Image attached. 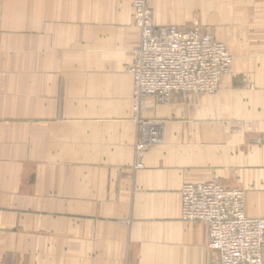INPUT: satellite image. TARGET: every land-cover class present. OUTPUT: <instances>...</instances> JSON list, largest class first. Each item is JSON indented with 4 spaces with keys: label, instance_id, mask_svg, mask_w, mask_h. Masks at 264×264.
Listing matches in <instances>:
<instances>
[{
    "label": "crops",
    "instance_id": "crops-1",
    "mask_svg": "<svg viewBox=\"0 0 264 264\" xmlns=\"http://www.w3.org/2000/svg\"><path fill=\"white\" fill-rule=\"evenodd\" d=\"M133 1L0 0V264H219L181 217L186 181L243 189L264 217V0L149 1L232 64L213 93L147 98L163 139L141 168Z\"/></svg>",
    "mask_w": 264,
    "mask_h": 264
},
{
    "label": "built area",
    "instance_id": "built-area-1",
    "mask_svg": "<svg viewBox=\"0 0 264 264\" xmlns=\"http://www.w3.org/2000/svg\"><path fill=\"white\" fill-rule=\"evenodd\" d=\"M149 1H133V21L140 31L129 67L133 93H137L133 101L135 155L161 141L157 123L161 121L152 119L140 126L145 120L139 116L145 97L165 100L173 93L214 92L232 61L224 43L196 26L157 24ZM180 195L182 219L207 225L209 247L218 253L219 264H264V217L244 213L243 189L213 179L186 181Z\"/></svg>",
    "mask_w": 264,
    "mask_h": 264
},
{
    "label": "rangeland",
    "instance_id": "rangeland-1",
    "mask_svg": "<svg viewBox=\"0 0 264 264\" xmlns=\"http://www.w3.org/2000/svg\"><path fill=\"white\" fill-rule=\"evenodd\" d=\"M226 46V45H225ZM226 48H227V46H226ZM228 49V48H227ZM231 56V55H230ZM231 59H232V57H231ZM231 64H232V61H231ZM230 67H231V65H230ZM230 67H229V69H228V72H229V70H230ZM227 72V73H228ZM226 73V74H227ZM224 76V75H223ZM222 76V77H223ZM222 79V78H221ZM234 80V79H233ZM221 82V81H220ZM218 89V88H217ZM215 92V91H214ZM203 93H208V92H203ZM211 93H213V92H211ZM208 94H210V93H208ZM172 95V94H171ZM170 95V96H171ZM169 96V97H170ZM147 98H154V97H145L144 98V103L146 102V100H147ZM155 99V98H154ZM134 111H133V105H132V114H131V119H132V121H133V119H134ZM139 116L140 117H142V118H145V120H142V122H141V124H140V126H142L146 121H149V120H152V119H154V120H158V121H160L161 119H159V118H157V117H154V116H149V115H146L145 113H144V105H143V107L142 108H140V110H139ZM134 122V121H133ZM135 123V122H134ZM136 124V123H135ZM136 126H137V124H136ZM139 126V127H140ZM138 127V128H139ZM137 128V129H138ZM136 137H137V134H136ZM163 138H161V140H162ZM135 140H136V138H135ZM135 142V141H134ZM159 144H161V141L159 142V143H152L149 147H148V149L151 147V146H153V145H159ZM148 149H146V150H148ZM145 150V151H146ZM145 151L144 152H141V153H139L138 155H135V152H134V159H135V164H134V167L135 168H141L142 167V163H141V161H142V157H143V154L145 153Z\"/></svg>",
    "mask_w": 264,
    "mask_h": 264
},
{
    "label": "bare ground",
    "instance_id": "bare-ground-1",
    "mask_svg": "<svg viewBox=\"0 0 264 264\" xmlns=\"http://www.w3.org/2000/svg\"><path fill=\"white\" fill-rule=\"evenodd\" d=\"M133 10H134V8H133ZM132 63V62H131ZM131 65V64H130ZM130 67V66H129ZM129 67H128V69H129ZM130 71V70H129ZM130 74H131V71H130ZM131 76H132V74H131ZM132 80H133V77H132ZM133 90H134V86L132 87V105H133V101H134V95H137V93L135 94V93H133ZM135 122V121H134ZM136 124H137V122H135ZM158 124H159V126H158V132H160V134L159 135H161V137H162V132H161V126H162V122H157ZM147 135H151V134H148V132H147ZM198 182V181H197Z\"/></svg>",
    "mask_w": 264,
    "mask_h": 264
}]
</instances>
